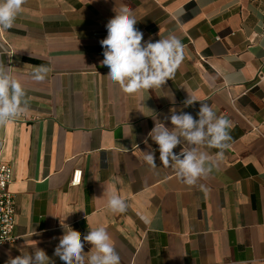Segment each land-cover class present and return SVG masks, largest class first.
<instances>
[{
  "label": "crops",
  "instance_id": "crops-1",
  "mask_svg": "<svg viewBox=\"0 0 264 264\" xmlns=\"http://www.w3.org/2000/svg\"><path fill=\"white\" fill-rule=\"evenodd\" d=\"M121 4L142 43L174 33L185 45L161 88L128 95L107 77L99 41ZM0 62L29 98L23 116L0 124L17 203V239L0 246V264L35 247L64 264L53 253L65 217L82 241L105 227L120 264H264V0H27L0 30ZM41 64L51 70L33 81ZM189 95L197 101L185 108ZM201 103L231 121V146L187 186L144 140L156 122L172 127L170 109L198 119ZM148 145L156 169L142 159ZM78 169L82 183L73 186ZM113 189L126 212L107 210ZM91 247L84 242L85 253Z\"/></svg>",
  "mask_w": 264,
  "mask_h": 264
},
{
  "label": "clouds",
  "instance_id": "clouds-1",
  "mask_svg": "<svg viewBox=\"0 0 264 264\" xmlns=\"http://www.w3.org/2000/svg\"><path fill=\"white\" fill-rule=\"evenodd\" d=\"M27 0H0V30L13 27L17 17L23 12ZM115 16L107 24V36L99 41L103 48L102 66H107V77L118 85L123 93L138 94L142 91L161 88L172 80L185 56V45L174 33L156 42L142 43L143 33L136 28L138 20L131 10L121 4L114 8ZM51 69L46 65L34 66L31 78L43 82ZM195 100L189 95L183 101L185 108L191 107ZM29 98L17 77L9 71V66L0 62V124L17 118L25 113ZM198 119L182 109L177 112L170 109L171 128L162 121L155 123L144 140L150 138L158 145L159 160L164 167L171 168L176 178L187 186H196L207 178L223 159L225 150L230 148L233 125L224 116H217L207 103H201ZM154 120L157 119L155 114ZM180 146L179 153L174 149ZM149 151L143 153V161L156 169V150L148 145ZM215 148V157L205 149ZM82 175V173H78ZM203 187V185H200ZM107 191V190H106ZM105 191V193H106ZM107 210L112 214L124 213L127 203L113 189L107 201ZM63 219L60 226L63 235L54 249L53 255L64 264H120V256L115 250L111 238L103 226L89 228L88 234L81 239V233L67 225ZM87 219V216H86ZM33 235H38L34 231ZM84 242L91 244V250L84 252ZM87 254V255H86ZM5 264H55L43 249L34 248L32 252H23L11 257Z\"/></svg>",
  "mask_w": 264,
  "mask_h": 264
},
{
  "label": "built area",
  "instance_id": "built-area-1",
  "mask_svg": "<svg viewBox=\"0 0 264 264\" xmlns=\"http://www.w3.org/2000/svg\"><path fill=\"white\" fill-rule=\"evenodd\" d=\"M178 153L179 152H177V154ZM78 173H82V175H78ZM12 177V167L0 158V246L13 243L17 239L14 234L17 203L15 196L9 190ZM82 178V170H75L73 172L71 184L73 186L80 185L82 183Z\"/></svg>",
  "mask_w": 264,
  "mask_h": 264
}]
</instances>
